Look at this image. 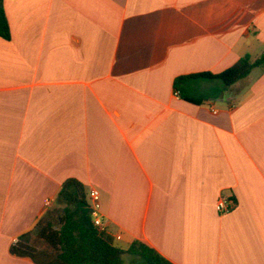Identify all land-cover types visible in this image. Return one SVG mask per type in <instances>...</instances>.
Listing matches in <instances>:
<instances>
[{"label":"crops","instance_id":"1","mask_svg":"<svg viewBox=\"0 0 264 264\" xmlns=\"http://www.w3.org/2000/svg\"><path fill=\"white\" fill-rule=\"evenodd\" d=\"M2 5L0 264H33L9 247L69 178L98 191L116 248L139 241L170 264H264V71L200 105L172 88L257 58L264 0ZM220 195L236 203L226 215Z\"/></svg>","mask_w":264,"mask_h":264},{"label":"trees","instance_id":"2","mask_svg":"<svg viewBox=\"0 0 264 264\" xmlns=\"http://www.w3.org/2000/svg\"><path fill=\"white\" fill-rule=\"evenodd\" d=\"M9 28L0 0V38L9 39ZM264 71V51L252 60L244 55L218 74L198 73L177 77L172 88L181 100L200 105L219 98L234 83L244 79L252 69ZM211 83L209 93H200L192 82ZM83 185L69 178L62 182L53 208L37 221L34 228L16 238L9 253L27 258L33 264H170L145 244L134 241L128 249L112 246L110 237L98 232L91 223L89 205ZM130 260L125 263L123 258Z\"/></svg>","mask_w":264,"mask_h":264},{"label":"built area","instance_id":"3","mask_svg":"<svg viewBox=\"0 0 264 264\" xmlns=\"http://www.w3.org/2000/svg\"><path fill=\"white\" fill-rule=\"evenodd\" d=\"M174 95L178 96L177 91H174ZM86 199L89 205L90 218L93 227L100 233L105 232L102 216L100 214V204H99V193L96 189H89L86 194ZM46 206L49 202L45 203ZM236 203L234 199L227 195H220L215 202L214 208L218 215H226L233 210ZM118 238V237H117Z\"/></svg>","mask_w":264,"mask_h":264},{"label":"rangeland","instance_id":"4","mask_svg":"<svg viewBox=\"0 0 264 264\" xmlns=\"http://www.w3.org/2000/svg\"><path fill=\"white\" fill-rule=\"evenodd\" d=\"M208 83V82H207ZM207 87V86H206ZM210 90H207V88L205 89V91L203 93H208ZM225 95H228V93H225ZM61 206L58 204L54 203V208H60ZM53 209V208H52Z\"/></svg>","mask_w":264,"mask_h":264}]
</instances>
